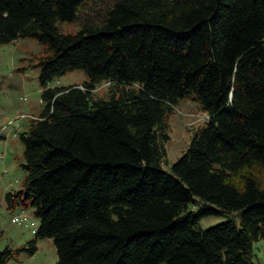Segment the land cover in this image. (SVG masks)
<instances>
[{
  "label": "trees",
  "instance_id": "16d2710c",
  "mask_svg": "<svg viewBox=\"0 0 264 264\" xmlns=\"http://www.w3.org/2000/svg\"><path fill=\"white\" fill-rule=\"evenodd\" d=\"M75 20L78 31L61 29ZM20 38L44 46L45 107L20 134L25 194L6 196L39 220L30 253L51 238L58 264H256L264 0H0V43ZM75 69L90 80L46 86ZM104 81L109 98H94ZM181 98L208 120L168 172L167 118ZM224 211L240 225L198 226Z\"/></svg>",
  "mask_w": 264,
  "mask_h": 264
},
{
  "label": "rangeland",
  "instance_id": "374dc122",
  "mask_svg": "<svg viewBox=\"0 0 264 264\" xmlns=\"http://www.w3.org/2000/svg\"><path fill=\"white\" fill-rule=\"evenodd\" d=\"M91 1L81 8L91 10ZM84 15V14H83ZM64 32H76L81 28L78 20L60 24ZM44 46L35 38H20L9 43H0V252L9 249L11 256L6 264H58L56 247L51 238L39 239L34 254L30 253L29 242L35 238L39 220L32 208L20 204L10 206L7 194H25L24 168L25 145L20 134L28 129L32 119L38 118L45 103L42 94L45 89L40 81V59ZM89 76L81 69L58 75L47 87L82 85ZM114 84L102 82L92 90L94 98H109ZM208 120L197 102L191 98H181L168 116L169 140L165 143L167 155L163 168L171 172L172 165L186 152L195 133ZM189 210H200L202 202L196 198ZM22 215L20 222L13 217ZM234 220L240 225L239 211H224L222 214L204 216L198 226L206 229L219 223ZM253 260L264 264V239L253 245Z\"/></svg>",
  "mask_w": 264,
  "mask_h": 264
},
{
  "label": "built area",
  "instance_id": "2783aa9c",
  "mask_svg": "<svg viewBox=\"0 0 264 264\" xmlns=\"http://www.w3.org/2000/svg\"><path fill=\"white\" fill-rule=\"evenodd\" d=\"M22 219V215H17L13 217V222H20V220Z\"/></svg>",
  "mask_w": 264,
  "mask_h": 264
}]
</instances>
